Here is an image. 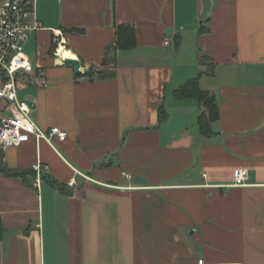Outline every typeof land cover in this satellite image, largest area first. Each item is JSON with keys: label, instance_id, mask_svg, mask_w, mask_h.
<instances>
[{"label": "crops", "instance_id": "crops-1", "mask_svg": "<svg viewBox=\"0 0 264 264\" xmlns=\"http://www.w3.org/2000/svg\"><path fill=\"white\" fill-rule=\"evenodd\" d=\"M205 1H37L41 29L25 46L35 71L19 97L68 138L4 151L11 170L41 164L59 187L0 174V264H264V0H210L207 17ZM123 24L137 46L106 65ZM200 58L215 66L201 78L219 104L209 137L199 103L175 97L206 69ZM105 69L117 78L85 76Z\"/></svg>", "mask_w": 264, "mask_h": 264}, {"label": "built area", "instance_id": "built-area-1", "mask_svg": "<svg viewBox=\"0 0 264 264\" xmlns=\"http://www.w3.org/2000/svg\"><path fill=\"white\" fill-rule=\"evenodd\" d=\"M37 1L0 0V150L3 152L32 139L51 144L55 137L60 141L68 138L60 128L42 130L33 118V105L19 97L22 78L35 71L25 46L31 34L41 29ZM46 170L41 164L33 166L37 185ZM248 179V170L238 169L234 173L233 186H245ZM199 264L206 263L201 260Z\"/></svg>", "mask_w": 264, "mask_h": 264}, {"label": "trees", "instance_id": "trees-1", "mask_svg": "<svg viewBox=\"0 0 264 264\" xmlns=\"http://www.w3.org/2000/svg\"><path fill=\"white\" fill-rule=\"evenodd\" d=\"M206 23H209V19L205 20ZM81 33V30L76 31ZM209 32V29L203 27L200 30V33ZM178 45V42L176 43ZM137 46L136 31L133 26L130 25H117L116 26V41L113 45L109 46L106 50V65L114 62V57L112 54H115L117 51H128L135 49ZM58 45L52 43L50 53L53 54L56 52ZM200 65L206 69L201 71L196 78L190 79L182 87H180L175 92V97L179 100L183 99H195L202 108V113L198 119V125L200 128L201 135L204 137H209L213 135L214 131L212 125L219 119V104L217 96L208 91L204 90L201 87V78L204 75L213 76L215 74V66L213 64H206L205 58H200ZM85 76L89 81L93 82L95 80L108 81L115 80L117 78L116 70H101V71H88ZM168 119V113L164 106H161L159 110V120L160 122H165ZM0 174L6 178H20L22 179L26 187H30L28 183V178L30 176L36 177L35 172L33 171H16L11 170L4 160V152L0 150ZM42 180L48 182L49 184L59 187V184L51 180L49 176L43 175ZM5 234V225L3 219L0 217V242L3 240Z\"/></svg>", "mask_w": 264, "mask_h": 264}, {"label": "water", "instance_id": "water-1", "mask_svg": "<svg viewBox=\"0 0 264 264\" xmlns=\"http://www.w3.org/2000/svg\"><path fill=\"white\" fill-rule=\"evenodd\" d=\"M210 7H211V1L210 0L205 1V7H204V15H205V17H207V14H208V12L210 10ZM64 64L72 65L74 67V69H75V74L77 76L83 75V72L81 70V63H80L79 59L66 58V59H64Z\"/></svg>", "mask_w": 264, "mask_h": 264}, {"label": "bare ground", "instance_id": "bare-ground-1", "mask_svg": "<svg viewBox=\"0 0 264 264\" xmlns=\"http://www.w3.org/2000/svg\"><path fill=\"white\" fill-rule=\"evenodd\" d=\"M58 54L63 58H76L71 52L67 51L63 45L59 47Z\"/></svg>", "mask_w": 264, "mask_h": 264}]
</instances>
